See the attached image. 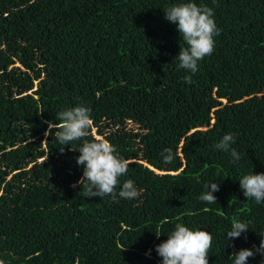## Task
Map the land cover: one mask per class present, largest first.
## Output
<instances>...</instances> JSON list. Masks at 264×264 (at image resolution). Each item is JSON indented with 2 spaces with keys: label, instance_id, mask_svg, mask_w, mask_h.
<instances>
[{
  "label": "trees",
  "instance_id": "1",
  "mask_svg": "<svg viewBox=\"0 0 264 264\" xmlns=\"http://www.w3.org/2000/svg\"><path fill=\"white\" fill-rule=\"evenodd\" d=\"M184 2L212 8L220 31L190 84L164 12ZM81 105L86 139L129 162L117 193L130 179L137 198H85L83 141L62 152L45 135ZM228 133L238 161L214 147ZM254 173H264V0H0V264H162L156 246L177 223L211 234L209 264H233L264 239V203L239 183ZM234 220L250 229L229 241Z\"/></svg>",
  "mask_w": 264,
  "mask_h": 264
},
{
  "label": "clouds",
  "instance_id": "2",
  "mask_svg": "<svg viewBox=\"0 0 264 264\" xmlns=\"http://www.w3.org/2000/svg\"><path fill=\"white\" fill-rule=\"evenodd\" d=\"M165 19L177 25L180 34L181 50L174 59L177 62V70H184L185 83L192 82V75L198 71V63L205 57L212 55L215 49V37L220 34L214 19V11L206 5L198 6L195 2L173 4L164 9ZM59 123L49 122V130L46 136L54 135V138L64 146L72 145L74 141L82 140L79 148L80 155L76 157L78 165L83 166V175L77 184L80 193L85 198L111 196L116 199L132 200L140 193L132 180L122 183L120 191L116 189L121 185L120 177L127 174L128 160L117 155L116 148L106 139H86L90 134L93 121L90 110L85 106L66 108L56 115ZM56 129L53 134L52 129ZM236 142L235 134H225L214 145L217 150L230 152L234 160L240 159V153L231 148ZM165 163L174 160L171 149H164L161 153ZM240 187L247 199H252L257 204L264 203V173H254L243 176ZM76 187V185H73ZM219 191V185L210 182L205 184V191L199 196V200L205 204L217 203V197L213 194ZM207 210V209H206ZM246 222L234 220L231 230L227 232L228 240L239 238L242 233L249 230ZM158 237L160 235H157ZM264 236V235H261ZM212 246V236L205 230H191L182 223H177L175 230L168 235V239L156 246V251L162 257V264H209L208 256ZM257 253L264 255V239L259 247L253 249H241L234 253L233 264H247L250 257Z\"/></svg>",
  "mask_w": 264,
  "mask_h": 264
},
{
  "label": "rangeland",
  "instance_id": "3",
  "mask_svg": "<svg viewBox=\"0 0 264 264\" xmlns=\"http://www.w3.org/2000/svg\"><path fill=\"white\" fill-rule=\"evenodd\" d=\"M16 65H20V63L17 62ZM131 124H132V123H130L129 126H131ZM183 167H184V166H183ZM157 171H158V172H159V171L162 172L161 170H158V169H157ZM179 172H181V170H179Z\"/></svg>",
  "mask_w": 264,
  "mask_h": 264
}]
</instances>
